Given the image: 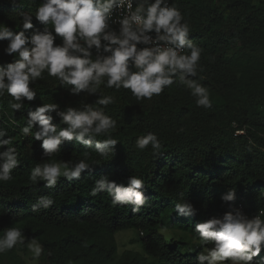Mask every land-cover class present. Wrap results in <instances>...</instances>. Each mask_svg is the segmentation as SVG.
<instances>
[{"label":"trees","instance_id":"trees-1","mask_svg":"<svg viewBox=\"0 0 264 264\" xmlns=\"http://www.w3.org/2000/svg\"><path fill=\"white\" fill-rule=\"evenodd\" d=\"M42 2L0 0V24L13 31L22 30L21 14L34 16ZM259 2L255 9L261 14L264 0ZM186 3L169 0L170 6L182 10L190 21L196 19V12ZM237 5L248 12L253 7L251 0H238ZM202 7L205 8L204 3ZM32 23L34 27L27 30L26 35L43 30V25L35 18ZM202 30L199 28L196 35L190 28L189 39L198 46ZM217 33H212L213 45L228 39L235 41L241 35L240 32L236 35L232 32L230 36L224 31ZM56 43H61L59 37ZM6 47L7 41H0V65L14 59L5 54ZM200 48L197 76L193 79L217 90L229 88L224 59L209 56L205 47ZM105 84L106 79L95 94L73 95L68 91L71 86H62L45 71L42 78L30 84L37 92L36 98L31 102L25 100L21 110L15 112L10 108L12 98L7 93L0 96V128L7 130L20 160V165L12 171L13 179L0 182V236L7 227L20 228L25 236L24 244L0 254V264H27L23 256L27 255V245L32 238L44 249L36 264H198L196 257L207 246H201L194 232L195 225L212 216L221 217L230 210L229 204L221 201L222 194L235 189L236 200L232 206L241 207L250 217L264 209V136L245 128L250 121L246 110L228 112L220 124L211 125L205 117L207 112H202L191 100L173 102L167 100L165 93L151 100H137L130 90L107 88ZM102 95L112 96L114 102L107 107L96 105V99ZM248 99L264 103V88L257 89ZM44 103H56L58 111L67 107L82 109L86 104L102 108L117 122L111 133L118 141L113 153L101 157L73 140L65 141L61 151L53 157H43L41 142L31 136L24 137L20 129L26 124L28 112ZM51 115L58 130L66 127L55 112ZM184 115L188 117L186 127L182 123ZM261 121L264 122V118ZM253 125L264 124L254 121ZM35 130L33 128V132ZM236 131L243 134H235ZM148 132L155 133L162 144L158 154L153 153L151 146L144 150L135 146L137 137ZM106 138L97 136L94 142ZM85 151L89 153L91 166L90 170L82 172L80 180L69 182L61 177L51 189L46 188L43 181L36 185L29 182L30 170L37 163L63 160L74 164L84 159ZM132 175L144 180L140 191L147 203L139 213H133L130 205L112 207L107 193L89 195L95 180L101 176L127 186L128 177ZM42 196H50L53 206L33 212L32 206ZM185 200L195 208L194 216H180L175 211V204ZM125 230L142 233L138 240L141 253L129 250L118 253L115 234ZM186 237L196 240L197 244L191 248L190 243L185 242ZM261 257H264V248L254 261L264 264Z\"/></svg>","mask_w":264,"mask_h":264},{"label":"clouds","instance_id":"clouds-1","mask_svg":"<svg viewBox=\"0 0 264 264\" xmlns=\"http://www.w3.org/2000/svg\"><path fill=\"white\" fill-rule=\"evenodd\" d=\"M21 15L20 31L0 24V41H7L4 52L14 57L12 62L0 65V96L7 93L12 98L10 108L15 112L21 110L25 100L31 102L36 98L37 92L30 84L42 78L45 71L62 86H71L68 91L73 95L95 94L106 79L107 88L127 89L137 100H151L175 83L190 91L197 107H212L209 90L193 79L197 76L202 49L189 39V24L182 23L181 11L170 6L169 0H43L34 16ZM33 18L43 25V30L26 35L34 27ZM57 37L61 40L59 44ZM132 67L137 71H132ZM113 102L110 95L99 96L95 101L104 107ZM58 108L56 103L36 107L28 112L26 124L20 129L24 137L31 136L41 142L43 157H53L65 141L73 140L101 157L113 153L118 141L111 133L117 122L102 108L87 104L82 109L67 107L58 111ZM53 112L66 127L58 130L52 123ZM101 135L107 138L94 142ZM12 143L7 130L0 128V149L7 146L0 151V182L12 180V171L20 165ZM135 146L139 150L151 146L154 154L162 149L152 132L137 137ZM83 156L84 159L74 164L63 160L37 163L30 170L29 182L36 185L43 181L51 189L61 177L69 182L80 180L82 172L91 166L89 153L85 151ZM143 187L144 180L135 175L128 177L127 186L101 176L95 180L89 195L107 193L112 207L130 205L133 213H139L147 203L140 191ZM235 200V189L228 190L221 195V201L228 203L230 210L195 225L201 246H208L198 253V264H259L254 258L264 248V211L250 217L232 206ZM53 204L50 196H42L32 210H48ZM175 211L185 217L196 214L186 200L176 203ZM24 242L20 228L7 227L0 236V254ZM27 247L33 259H38L44 251L35 238ZM260 260L264 261V257Z\"/></svg>","mask_w":264,"mask_h":264},{"label":"rangeland","instance_id":"rangeland-1","mask_svg":"<svg viewBox=\"0 0 264 264\" xmlns=\"http://www.w3.org/2000/svg\"><path fill=\"white\" fill-rule=\"evenodd\" d=\"M259 1L251 0L253 7L249 8L248 12L242 6L237 5L238 0H184V3H188H186L187 7L197 14V18L191 21L182 10L180 11L184 17L182 23L186 21L193 33L197 35L198 29H203V34L198 39L201 44L199 47H205L209 56H221L226 64L225 75L230 84L229 88L217 90L200 82L209 90L212 100L210 109L201 107L202 112H207L205 114L207 122L211 125L220 124L224 120L225 114H229L228 112L246 110L250 121L247 122L245 128L253 134L264 136V125H253L254 121L264 124L261 121V118H264V103L250 102L248 99V96L257 92V89L264 88V12L258 14L255 9L261 3ZM202 3L205 8L202 7ZM221 31H224L226 36H230L232 32L235 35L240 32L241 35L235 41L228 39L213 45L212 33L218 32L217 34H219ZM243 31L245 32L242 33ZM131 70L137 71L136 68ZM162 93H165L167 100L177 103L191 100L195 104V97L183 85L174 83L172 86L166 87ZM156 97L153 96V98ZM187 120V115H184L182 123L185 127L188 125ZM141 236V233L136 230L116 233L115 241L118 253L121 254L126 250L141 253L138 242ZM167 237L170 236L167 234ZM185 242L190 243L191 248L197 244L196 240L189 237H186ZM23 259L27 264H36L37 262L36 259H33V254L30 251L23 256Z\"/></svg>","mask_w":264,"mask_h":264},{"label":"built area","instance_id":"built-area-1","mask_svg":"<svg viewBox=\"0 0 264 264\" xmlns=\"http://www.w3.org/2000/svg\"><path fill=\"white\" fill-rule=\"evenodd\" d=\"M134 7H135V5H134ZM113 27L114 28H118V25H113ZM235 134H243V131H236V133ZM240 207V206H239ZM240 209H241V207H240ZM260 211H264V209H260V210H258V211H256L252 216H254V215H256L258 212H260ZM142 234V233H141Z\"/></svg>","mask_w":264,"mask_h":264}]
</instances>
